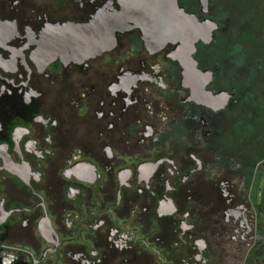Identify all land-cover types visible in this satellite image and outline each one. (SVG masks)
Here are the masks:
<instances>
[{"label":"flooded vegetation","instance_id":"obj_1","mask_svg":"<svg viewBox=\"0 0 264 264\" xmlns=\"http://www.w3.org/2000/svg\"><path fill=\"white\" fill-rule=\"evenodd\" d=\"M263 206L264 0H0V264H264Z\"/></svg>","mask_w":264,"mask_h":264},{"label":"water","instance_id":"obj_2","mask_svg":"<svg viewBox=\"0 0 264 264\" xmlns=\"http://www.w3.org/2000/svg\"><path fill=\"white\" fill-rule=\"evenodd\" d=\"M94 36H96V38H97L96 40L93 39ZM98 36H99L98 34H96V35L93 34V35H92V42H94V43L96 44V49H95V51H94L93 53H96V54H99V53L104 49V48H103L104 46H103V45L101 46V45L99 44V42H98ZM106 44H107L108 46H112V45H113V41L111 42V40H110V41H108ZM109 48H110V47H109ZM263 212H264V206H263Z\"/></svg>","mask_w":264,"mask_h":264}]
</instances>
